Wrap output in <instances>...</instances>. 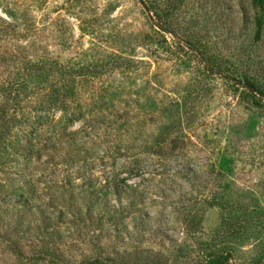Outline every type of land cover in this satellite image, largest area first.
Instances as JSON below:
<instances>
[{
    "label": "rangeland",
    "instance_id": "374dc122",
    "mask_svg": "<svg viewBox=\"0 0 264 264\" xmlns=\"http://www.w3.org/2000/svg\"><path fill=\"white\" fill-rule=\"evenodd\" d=\"M191 46L264 84V23L258 34L251 0H0V91L22 81L55 88V63L104 70L77 78L67 112L26 95L0 108L12 145H25L20 165L36 196L90 190L113 202L122 192L135 201L128 217L144 219L126 217L129 233L82 224L60 246L72 262L208 264L221 251L233 264L264 259V105L209 75ZM36 63L44 72L31 78ZM42 98L51 104L50 92ZM163 101L183 103L170 110L181 120L186 107L193 115L179 143L160 140L174 120L160 115ZM16 261L0 246V264Z\"/></svg>",
    "mask_w": 264,
    "mask_h": 264
},
{
    "label": "trees",
    "instance_id": "16d2710c",
    "mask_svg": "<svg viewBox=\"0 0 264 264\" xmlns=\"http://www.w3.org/2000/svg\"><path fill=\"white\" fill-rule=\"evenodd\" d=\"M251 6L254 10L257 33L260 34L264 23V0H251ZM147 10L157 14L154 4L150 1ZM164 25L161 24L163 31L166 30L167 23L164 22ZM192 45L195 44L192 43ZM189 52L196 57L199 56L198 64H202L203 69L209 75L231 81L232 86L241 90L252 105H264L263 83L245 73H237L238 70L235 68L211 66L208 63L210 58L203 59L201 56L204 54L198 46H191ZM5 61V56H0V63L5 64ZM127 63L130 61L122 60L118 65L122 66ZM52 66V77L56 79L52 82V86L55 88H46L47 90L43 91V87L36 84L34 88L29 90L24 81L17 84H7V88L0 91V108L1 104L8 99L12 102H19L22 96L26 95L28 99L40 96L43 103H40L39 107L43 110L67 112L70 102H72L70 99H74L73 96L76 93L74 83L77 78H88L87 76L94 75L93 72L101 74L104 71L89 65L73 67L64 64L58 66L55 63ZM40 72H44V69L42 65L36 63L33 67L31 66L29 76L33 78V74ZM47 92L51 94V100L48 101L51 104L45 106L46 102L42 97H45ZM164 103L165 101L161 102V106L158 108L159 113H162L160 115L174 120L167 127L169 133L165 131L166 133L160 140L166 142L173 135L176 142L179 143L181 141L180 136L184 133L182 127L193 123V115L189 111L187 112L188 107H186V109L184 108L185 117L181 120L174 116L170 110L181 107L183 103L174 101L168 106L163 105ZM4 115L2 108L0 117V180L4 184L0 185V246L7 249L18 260L16 261L17 264H106L103 259L95 257L74 263L60 246L66 238H71L73 234L81 231L80 226L85 223L102 233L111 226L115 227V231H117L120 227L118 225H121L129 233V224L125 221L129 211L134 207L135 201L131 196L122 192H115L116 198L111 202L104 193L72 189L53 192L45 200L36 196L35 185L31 178L26 179L25 168L20 165L21 158L27 157L25 145L18 148L12 145ZM72 115L76 114L72 113ZM152 115L154 114L151 113L150 116ZM167 134H169L168 137ZM21 183L22 186H20ZM22 187L25 188L23 191ZM128 218H130V223L137 225L144 220L140 214L131 215ZM85 228L87 229V226ZM95 229H92V233ZM210 259L211 262H209ZM206 263L233 264L231 254L228 251L213 252ZM255 264H264V259Z\"/></svg>",
    "mask_w": 264,
    "mask_h": 264
}]
</instances>
